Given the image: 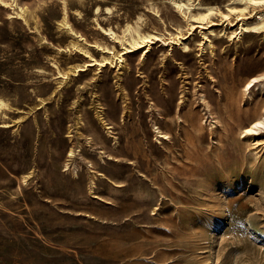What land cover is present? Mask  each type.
Wrapping results in <instances>:
<instances>
[{
  "label": "rangeland",
  "instance_id": "rangeland-1",
  "mask_svg": "<svg viewBox=\"0 0 264 264\" xmlns=\"http://www.w3.org/2000/svg\"><path fill=\"white\" fill-rule=\"evenodd\" d=\"M19 2L31 11L29 24L0 5V95L18 109L5 120L28 112L20 126L2 127L0 117V264H264V146L240 135L264 106L243 94L264 73V31L230 40V26L214 16L212 53L202 49L209 29L191 30L169 0H68L72 24L90 41L110 44L101 28L138 15L144 27L183 38L173 50L154 44L144 60V51L129 54V69L81 72L52 97L54 60L65 68L81 62L79 53L58 52L69 41L58 25L63 2ZM203 90L221 124L213 140L197 100ZM154 125L169 138L157 140ZM78 143L106 176L95 181L100 198L90 194L82 159L77 177L64 171ZM30 171L24 186L18 177Z\"/></svg>",
  "mask_w": 264,
  "mask_h": 264
},
{
  "label": "bare ground",
  "instance_id": "bare-ground-1",
  "mask_svg": "<svg viewBox=\"0 0 264 264\" xmlns=\"http://www.w3.org/2000/svg\"><path fill=\"white\" fill-rule=\"evenodd\" d=\"M180 12L183 18L187 21L191 30L196 27L209 29L210 33L202 32L203 39L205 42L202 43L204 49L207 45L211 52L213 53L214 41L212 36L219 35L212 29L214 16H220L222 20V25L230 26L229 30L226 27L224 35L228 36L230 40H242L244 36H250L264 31V0H229V4L226 6L225 10H222L219 6L206 2V0H169ZM63 2V16L59 19L58 25L61 31L69 35V41L66 47H58V52H66L72 54L73 52L79 53L81 55V62H74L68 64L65 68L58 60H54L53 65L57 70V87L51 93L52 97H56L63 86L69 84L74 80L73 77H79L81 72L84 71H95L97 73L104 71L108 65L112 67H119V70L129 69L128 59L126 56L129 54L136 53L138 51H144L142 59L144 60L148 53L153 49L154 44L162 43L164 46L172 47L174 44L182 43V33L178 30V33H169V37L166 34L156 31L154 29L146 28L145 19L143 16L138 15L136 18L127 19L125 24L114 28L111 24L108 27H102V32L105 37L111 39V43L108 44L104 39L90 41L81 31H79L71 22L69 18V8L68 0H62ZM0 5L11 9L13 12L8 13L9 16L17 15L21 17L26 24H29L30 19H32L31 11L23 4H20L19 0H0ZM103 9L101 5L97 6V12ZM106 12L113 14V7L106 6ZM81 15V12H77ZM255 13V14H254ZM252 16L253 18L249 17ZM98 21V20H97ZM198 25V26H196ZM208 25V26H206ZM189 28V27H188ZM67 41V39H64ZM120 45L121 50L117 51L116 47ZM183 48L186 50L189 46L183 43ZM94 50L100 52V58L94 54ZM94 67V69H91ZM41 72H46L44 69H40ZM257 87L254 91L253 88ZM243 94L245 100L248 104H252L254 97L256 95L264 99V73L253 76L247 80L243 86ZM198 103L202 107V112L205 117L203 125H208L211 139L218 134L219 127L221 126L219 120L211 112L210 103L207 94L204 90L198 94ZM38 101L41 105H45L46 100L42 97H38ZM180 103H183L181 101ZM152 107V104H151ZM97 107V117L99 122L104 126L105 131L112 135L111 123H107V120L102 116L101 111ZM127 105L125 106V109ZM18 111L14 108L12 103L5 96L0 95V117L4 119L2 127H11V124L20 126L23 120L28 115V112L21 111V115L10 123L5 119H11L8 114L9 112ZM126 114V113H125ZM124 114V116H125ZM123 116V117H124ZM179 120L181 119L180 114L177 116ZM83 123L81 116H78L75 121V126L77 131H79V126ZM154 130L156 132V139H167L170 135L164 133L160 127L154 125ZM264 132V106L262 107L261 113L252 121L250 124L245 126L240 135L242 138H246L251 141L256 148L264 146L262 141V133ZM68 137L72 138V130L69 128ZM93 139L91 137H86V142L91 145ZM118 141L115 138L114 146H117ZM82 145L78 143L76 146L68 150V158L64 163V171L72 172L75 177L78 176L79 170L81 169V162L84 161L88 174L90 177V194L93 197H98L94 189L96 188V179L99 177L106 178L103 173H100L93 169V164L90 160H87L81 156ZM80 155V157H76ZM79 159H82L80 161ZM34 175V171L21 174L18 178L21 184L28 186L31 184V179ZM100 198V197H98ZM159 212V208L153 209V215Z\"/></svg>",
  "mask_w": 264,
  "mask_h": 264
}]
</instances>
